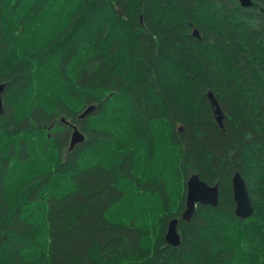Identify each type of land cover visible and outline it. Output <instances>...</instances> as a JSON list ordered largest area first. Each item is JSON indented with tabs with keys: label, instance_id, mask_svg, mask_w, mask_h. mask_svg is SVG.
<instances>
[{
	"label": "trees",
	"instance_id": "1",
	"mask_svg": "<svg viewBox=\"0 0 264 264\" xmlns=\"http://www.w3.org/2000/svg\"><path fill=\"white\" fill-rule=\"evenodd\" d=\"M252 1L0 0V264H264V0ZM62 118L87 136L72 151ZM195 174L219 186V206L198 205L169 246Z\"/></svg>",
	"mask_w": 264,
	"mask_h": 264
},
{
	"label": "water",
	"instance_id": "2",
	"mask_svg": "<svg viewBox=\"0 0 264 264\" xmlns=\"http://www.w3.org/2000/svg\"><path fill=\"white\" fill-rule=\"evenodd\" d=\"M240 5L245 9H250L255 5L252 0H238ZM195 37H200V34L197 30L194 31ZM6 85L0 83V117L4 112V102L3 94L5 92ZM209 102L214 108V116L216 117L217 123L223 127L224 114L220 107V104L215 99V96L212 93L208 94ZM95 106L91 105L86 109V111L80 115L81 119L89 117L94 111ZM64 122V120H63ZM68 123V122H67ZM68 125H71L70 123ZM73 127V132L71 134V144L69 150L72 151L76 146L83 143L86 139L85 135L81 133L76 125H71ZM53 127V126H52ZM188 189L187 197L185 201V211L181 217V220L190 222L196 213L198 205L205 207H218L219 205V186H211L206 182L202 181L198 174L191 175L188 179ZM232 190L234 192V202L236 205L235 215L241 220H247L250 218L255 211L254 204L252 202L250 192L248 191L247 184L245 179L241 176L239 172H235L232 177ZM180 220L171 219V222L168 224L166 229L165 240L169 246L179 247L181 246V235L178 231Z\"/></svg>",
	"mask_w": 264,
	"mask_h": 264
},
{
	"label": "bare ground",
	"instance_id": "3",
	"mask_svg": "<svg viewBox=\"0 0 264 264\" xmlns=\"http://www.w3.org/2000/svg\"><path fill=\"white\" fill-rule=\"evenodd\" d=\"M238 2H239V1H238ZM212 93H213V92H212ZM213 95H214V93H213ZM208 99H209V98H208ZM210 105H211V104H210ZM90 106H91V105H90ZM90 106H88V107H90ZM93 106H95V105H93ZM88 107H87V108H88ZM87 108H85V110H84L82 113H80V115L83 114V113L86 111ZM95 108H96V106H95ZM212 108H213V107H212ZM213 111H214V108H213ZM80 115H79V119H80V120H85V119L88 118V117H87V118H85V119H81V118H80ZM90 116H92V115H90ZM90 116H89V117H90ZM63 120H64V122H63ZM67 122H68V121H65V118H62V123H64L65 125L68 126V124H69L70 122H68V123H67ZM71 122H72V121H71ZM70 124H71V125H75V124H73V123H70ZM71 125H69V126H71ZM76 126H77V125H76ZM71 127H72V126H71ZM77 127H78V126H77ZM78 129L80 130V128H78ZM80 131H81V130H80ZM72 132H73V127H72ZM81 133H82V132H81ZM71 134H72V133H71ZM82 134H83V133H82ZM83 135H84V134H83ZM85 137H86V139H87V136H86V135H85ZM71 138H72V136H71ZM86 139H85V141H86ZM85 141H84V142H85ZM69 142H70V143H69V147H70L71 139H70ZM84 142H83V143H84ZM81 144H82V143H81ZM78 146H79V145H78ZM69 147H68V149H69ZM76 147H77V146H76ZM133 171H134V170H133ZM135 171H136V169H135ZM190 173H191V172H190ZM186 180L188 181V178H187ZM245 181H246V180H245ZM188 182H189V181H188ZM188 182H187V184H188ZM185 189H186V192H187V189H188V186H187V185H186V188H185ZM232 191H233V190H232ZM185 194H186V193H185ZM233 194H234V193H233ZM126 196H127V195H126ZM233 196H234V195H233ZM124 197H125V195H124ZM186 197H187V195H186ZM185 200H186V198H185ZM118 207H119V206H118ZM185 209H186V207H185ZM184 211H185V210H184ZM184 211H183V213H184ZM182 215H183V214H182ZM182 215H181V217H182ZM181 217H180V222L183 221V220H181ZM175 219H176V218H175ZM107 220H108V219H107ZM178 220H179V219H178ZM184 221H185V220H184ZM184 221H183V222H184ZM185 222H186V221H185ZM187 223H189V222H187ZM179 225H180V223H179ZM178 228H179V226H178ZM156 235H157V234H156ZM156 237H157V236H156ZM153 239H154V238H153ZM154 241H155V240H154ZM165 241H166V240H165ZM148 242H149V241H148Z\"/></svg>",
	"mask_w": 264,
	"mask_h": 264
}]
</instances>
